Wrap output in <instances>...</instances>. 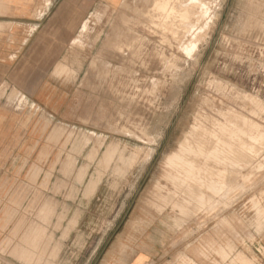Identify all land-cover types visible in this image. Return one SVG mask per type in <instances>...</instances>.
<instances>
[{
	"label": "rangeland",
	"instance_id": "374dc122",
	"mask_svg": "<svg viewBox=\"0 0 264 264\" xmlns=\"http://www.w3.org/2000/svg\"><path fill=\"white\" fill-rule=\"evenodd\" d=\"M142 1L98 0L60 44L68 125L18 107L48 135L0 151L1 264H264V0Z\"/></svg>",
	"mask_w": 264,
	"mask_h": 264
},
{
	"label": "crops",
	"instance_id": "0c3cea01",
	"mask_svg": "<svg viewBox=\"0 0 264 264\" xmlns=\"http://www.w3.org/2000/svg\"><path fill=\"white\" fill-rule=\"evenodd\" d=\"M97 1L0 0V151L3 153L11 150L10 144L5 145L6 140L26 132V148L37 147L48 132L42 128L37 131L36 126L30 131L31 118L27 120L29 127H21L19 121L26 117V110H20V106L28 103L37 106L41 123L46 119L50 124H69V116L63 118L61 110L66 107L65 114H69L75 102L65 93L67 89L61 88L59 73L64 67L69 68V63L73 65V59L68 55L66 62L61 61L64 55L60 44L74 42L76 31L90 21L89 13ZM47 128L52 129L49 125ZM3 261L2 264H9ZM188 263L203 264V260L156 259L146 250L121 260V264Z\"/></svg>",
	"mask_w": 264,
	"mask_h": 264
},
{
	"label": "bare ground",
	"instance_id": "6f19581e",
	"mask_svg": "<svg viewBox=\"0 0 264 264\" xmlns=\"http://www.w3.org/2000/svg\"><path fill=\"white\" fill-rule=\"evenodd\" d=\"M136 1H137V0H136ZM140 1H141V0H140ZM143 1L146 2V0H143ZM143 1H142V2H143ZM154 1H155V0H153V3H152L150 6L153 7ZM157 1H160V2H161V0H157ZM162 1H163V0H162ZM168 1H169V0H168ZM168 1H166V2H168ZM171 1H173V0H171ZM177 1H178V0H177ZM181 1H182V0H181ZM181 1H180V2H181ZM190 1H191V0H190ZM190 1H187V4H189V6H190V3H188V2H190ZM192 2H194V1H192ZM207 2H208V1H207ZM124 3H125V2H124ZM148 3H149V1H148ZM148 3H146V5H147ZM150 3H151V2H150ZM150 3H149V4H150ZM155 3H157V2H155ZM161 3L163 4V2H161ZM161 3H159V6L161 5ZM175 3H176V0H175ZM178 3H179V2H178ZM178 3H177V4H178ZM210 3H211V2H210ZM141 4H142V3H141ZM169 4H170V3H169ZM171 4H172V2H171ZM171 4H170V5H171ZM179 4H181V3H179ZM179 4H178V5H179ZM183 4H186V3L183 2V3L181 4V5H182V8H183V6H185V5H183ZM195 4H196V3H195ZM198 4L200 5V3H198ZM135 5H136V4H135ZM154 5H157V4H154ZM165 5H166V4H165ZM174 5H175V4H174ZM181 5H179V6L176 5V6H177V7H180ZM193 5H194V4H193ZM199 5H198V6H199ZM208 5H209V3H208ZM147 6H148V5H147ZM150 6H149V7H150ZM159 6H158V7H159ZM162 6H163V5H162ZM152 7H151V8H152ZM163 7H164V6H163ZM172 7H173V6H172ZM187 7H188V6H187ZM187 7H186V10H187ZM193 7H195V5H194ZM201 7H202V6H201ZM203 7H204V6H203ZM140 8H141V7H140ZM142 8H143V7H142ZM160 8H162V7L160 6ZM160 8H158V9H160ZM136 9H137V8H136ZM152 9H153V8H152ZM152 9H151V12H152V11L154 12L155 9L157 10V7L154 8V10H152ZM165 9L169 11V10L172 9V8L169 9V5H168V9H167V6H166ZM194 9H195V8H194ZM200 9H201V8H200ZM207 9H208V8H207ZM156 10H155V12H156ZM162 10H164V9H161V11H162ZM166 10H165V12H168V11H166ZM181 10H182V9H181ZM183 10H184V9H183ZM192 10H193V9H192ZM135 11H136V10H135ZM138 11H140V10H138ZM141 11H142V10H141ZM157 11H158V10H157ZM159 11H160V10H159ZM159 11H158V12H159ZM171 11L173 12V10H171ZM206 11H207V10H206ZM162 12H163V11H162ZM177 12H178V11H177ZM179 12H180V11H179ZM181 12H182V11H181ZM192 12H193V11H192ZM195 12H196V11H195ZM139 13H141V12H139ZM170 13H171V12H170ZM204 13H205V9H204ZM159 14H160V13H159ZM163 14H164V16H167V17H168V15H165V13H163ZM166 14H167V13H166ZM172 14H173V13H172ZM176 14H177V13H176ZM182 14H183V13H182ZM195 14H196V13H195ZM149 15H150V12H149ZM149 15H148V16H149ZM154 15H155V14H154ZM206 15H207V14H206ZM206 15H205V16H206ZM148 16H147V17H148ZM159 16L161 17V15H159ZM173 16H174V15H173ZM175 16H176V15H175ZM179 16H180V15H179ZM149 17H151V16H149ZM152 17H153V16H152ZM154 17H155V16H154ZM154 17H153V18H154ZM160 17H159V18H160ZM153 18H152V19H153ZM157 18H158V17H157ZM162 18H163V17H162ZM146 19H147V18H146ZM150 19H151V18H150ZM150 19H149V21H150ZM152 19H151V21H152ZM172 20H174V18H173ZM195 21H196V20H195ZM198 21H199V20H198ZM114 22H116V21H114ZM200 22H201V21H200ZM152 23H153V21H152ZM189 23H190V22H189ZM195 23H197V22H195ZM116 24H117V22H116ZM176 25H177V24H176ZM180 25H181V24H180ZM184 25H187V23H185ZM190 25H191V24H190ZM196 25H197V24H196ZM198 25H199V24H198ZM187 26H188V25H187ZM194 26H195V24H194ZM177 27H178V26H177ZM196 27H198V26H195V28H196ZM152 28H153V27H152ZM193 28H194V27H192L191 29H193ZM195 28H194V29H195ZM176 29H177V28H176ZM189 29H190V27H188V29H186V30H187V33H188V30H189ZM194 29H193V30H194ZM123 30H124V29H123ZM181 30H182V29H181ZM172 31H173V30H172ZM191 31H192V30H191ZM191 31H190V32H191ZM175 32H176V31H175ZM181 32H182V31H181ZM177 33H178V32H177ZM179 33H180V32H179ZM180 34H181V33H180ZM184 34H185V33H184ZM192 34H193V33H192ZM190 35H191V34H190ZM185 36H186V35H185ZM191 37H192V36H191ZM189 39H190V38H189ZM184 44H185V43H184ZM190 44H191V42H190ZM182 45H183V44H182ZM175 67H176V66H175ZM179 67H180V66H179ZM226 87H227V85H226ZM243 97H244V96H243ZM228 100H229V99H228ZM228 104H229V103H228ZM261 104H262V103H261ZM207 105H208V103H207ZM207 105H206V106H207ZM234 105H235V104H234ZM237 105H238V104H237ZM258 105H259V104H258ZM209 106H210V105H209ZM261 106H262V105H261ZM212 107H213V106H212ZM209 108H210V107H209ZM226 108H227V107H226ZM234 108H235V107H234ZM238 108H239V107H238ZM245 109H246V108H245ZM231 110H232V109H231ZM240 110H241V109H240ZM240 110H239V112H240ZM220 111H222V110H220ZM232 111H233V110H232ZM236 111H237V110H236ZM236 111H235V112H236ZM242 112H243V111H242ZM247 112H248V111H247ZM213 113H214V111H213ZM213 113H212V114H213ZM224 113H225V111H224ZM220 114H221V112H220ZM222 114H223V112H222ZM228 114H229V113H228ZM235 114H236V113H235ZM241 114H242V113H241ZM218 115H219V114H218ZM218 115H217V116H218ZM237 115H238V114H237ZM212 116H213V115H212ZM225 116H226V115H225ZM210 117H211V116H210ZM230 117H232V116H230ZM243 117H244V116H243ZM260 117H261V116H260ZM221 118H222V117H221ZM223 118H225V117L223 116ZM235 118H236V117H235ZM238 118H240V117H238ZM244 118H245V117H244ZM244 118H243V119H244ZM215 119H216V117H215ZM215 119H214V120H215ZM219 119H220V117H219ZM236 119H237V118H236ZM243 119H242V120H243ZM212 120H213V119H212ZM224 120H226V118H225ZM229 120H231V118H230ZM232 120H233V119H232ZM219 121H220V120H219ZM233 121H234V120H233ZM199 122H200V120H199ZM231 123H232V122H231ZM234 123H235V122H234ZM236 123H237V122H236ZM207 124H208V123H207ZM214 124H215V123H214ZM214 124H213V125H214ZM199 125H200V124H199ZM204 125H205V123H204ZM204 125H203V126H204ZM217 125H218V123H217ZM239 126H240V125H239ZM241 126H242V125H241ZM243 126H244V124H243ZM207 127H208V126H207ZM207 127H206V128H207ZM237 127H238V126H237ZM197 128H198V127H197ZM200 128H202V127H200ZM209 128H210V127H209ZM222 128H223V126H222ZM234 129H235V128H234ZM239 129H240V128H239ZM239 129L236 130V131H239ZM206 130H208V129H206ZM240 130H243V129H240ZM202 131H203V130H202ZM214 131H215V130H214ZM191 132H192V131H191ZM208 132H209V131H208ZM243 132H244V130H243ZM195 133L197 134V132H195ZM210 133H211V131H210ZM212 133L215 134V132H213V131H212ZM240 133H242V131H240L239 134H240ZM185 134H186V133H185ZM196 134H195V135H196ZM199 134H200V133H199ZM199 134H198V135H199ZM202 134H203V133H202ZM205 134H208V133H206V131H205ZM205 134H204V135H205ZM239 134H237V136H238ZM190 135H191V134H190ZM190 135H189V136H190ZM209 135H210V134H209ZM209 135H206V136H209ZM218 135H219V133H218ZM241 135H242V134H241ZM245 135H246V134H245ZM245 135H244V136H245ZM200 136H201V135H200ZM211 136H212V135H211ZM215 136H216V135H215ZM237 136H236V137H237ZM198 137H199V136H198ZM203 137H204V136H203ZM209 137H210V136H209ZM212 137H214V135H213ZM212 137L210 138L211 140H212ZM218 137H219V136H218ZM218 137H215V138L218 139ZM241 137H242V136H241ZM246 137H247V136H246ZM187 138H188V136H187ZM187 138H186V139H187ZM196 138H197V137H196ZM204 138H205V137H204ZM215 138H213V140H214ZM206 139H207V138H206ZM217 139H215V140L217 141ZM219 139H221V138H219ZM219 139H218V140H219ZM244 139H245V138H243V137H242V139L239 138V140H241V142H242L241 145H244V148H245V145L247 144L246 142L248 141V139H246V141H245L246 144H243L244 141H242V140H244ZM188 140H189V138H188ZM188 140H187V141H188ZM211 140H209V141H211ZM185 141H186V140H185ZM190 141H191V140H190ZM196 141H197V140H196ZM196 141H195V142H196ZM216 141H215V142H216ZM197 142H198V141H197ZM197 142H196V143H197ZM204 142H205V141H204ZM230 142H231V141H229V143H230ZM232 142H233V141H232ZM232 142H231V143H232ZM190 143H191V142H190ZM202 143H203V142H202ZM202 143H198V145H199V144H202ZM221 143H222V142H221ZM221 143H219V145H220ZM231 143H230V145H229V148L232 147ZM235 143H236V142H235ZM235 143H234V144H235ZM184 144H185V143H184ZM184 144H183V146H184ZM187 144H189V143H187ZM191 144H192V143H191ZM214 144H217V142L214 143ZM234 144H233V145H234ZM217 145H218V144H217ZM185 146H186V145H185ZM189 146H190V145H189ZM220 146H223V145H220ZM220 146H219V147H220ZM234 146H235V145H234ZM198 147H199V146H198ZM239 147H240V146H239ZM184 148H186V147H184ZM188 148H189V147H188ZM188 148H187V149H188ZM232 148H233V147H232ZM232 148L229 149V150L232 151ZM235 148H237V149H235L236 152H237V150L239 149V148L237 147V145H236ZM244 148H241V149L244 150V151H242V150L240 149V150H241V153H242L243 155L240 153V150H238V152L242 155V157H241V156H239V157H241V158L244 157V159H246L245 156H247V154L245 155V154L243 153V152L246 151V149H244ZM191 149H193V148H191ZM215 149H217V146H216ZM221 149H222V147H221ZM182 150H183V149H182ZM233 150H234V148H233ZM216 151H218V153H219V150H216ZM223 151H224V150H223ZM238 152H237V153H238ZM223 153H224V152H223ZM232 153H235V152L232 151ZM239 153L236 154V155H239ZM245 153H246V152H245ZM247 153H248V151H247ZM216 155H217V154H216ZM220 155H221V154H220ZM231 155H232V154H231ZM244 155H245V156H244ZM248 155H249V153H248ZM207 156H208V155H207ZM222 156H223V155H222ZM222 156H220V158H217L216 160H218V159L220 160ZM234 156H235V154H234ZM185 157H186V156H185ZM190 157H191V156H190ZM217 157H218V155H217ZM232 157H233V156H232ZM247 157H248V156H247ZM180 158H181V157H180ZM223 158H224V157H223ZM223 158H222V159H223ZM237 158H238V156H237ZM233 159H234V158H233ZM233 159H232V160H233ZM235 159H236V158H235ZM235 159H234L233 161H237V159H236V160H235ZM238 159H239V158H238ZM244 159H242V160H243L244 163H245L246 160H244ZM205 160H206V159H205ZM223 161H225V160H223ZM227 161H228V159H227ZM247 161H249V160H247ZM192 162H193V161H192ZM216 162H219V161H216ZM220 162H221V160H220ZM240 162H242V161H240ZM182 163H183V161H182ZM184 163H185V164H186V163L189 164L190 162H189V161H188V162H185V161H184ZM234 163H235V162H234ZM237 163H238V161H237ZM192 164H193V163H192ZM242 164H243V162H242ZM190 166H192V165H190ZM238 170H239V169H238ZM217 173H218V171H217ZM219 174H220V173H219ZM216 176H217V174H216ZM219 176H220V175H219ZM217 177H218V176H217ZM219 178H220V177H219ZM223 178H224V177H223ZM219 182H220V181H219ZM222 182H223V181H222Z\"/></svg>",
	"mask_w": 264,
	"mask_h": 264
}]
</instances>
